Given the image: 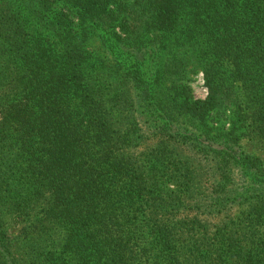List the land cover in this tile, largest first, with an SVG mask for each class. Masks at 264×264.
<instances>
[{
    "label": "trees",
    "instance_id": "1",
    "mask_svg": "<svg viewBox=\"0 0 264 264\" xmlns=\"http://www.w3.org/2000/svg\"><path fill=\"white\" fill-rule=\"evenodd\" d=\"M248 121L264 0H0V264H264Z\"/></svg>",
    "mask_w": 264,
    "mask_h": 264
},
{
    "label": "rangeland",
    "instance_id": "2",
    "mask_svg": "<svg viewBox=\"0 0 264 264\" xmlns=\"http://www.w3.org/2000/svg\"><path fill=\"white\" fill-rule=\"evenodd\" d=\"M189 84L192 87L193 96L195 98L204 99L207 96V90L203 80V73L201 71L192 75V79ZM240 132L242 133V145L246 152L254 157H260L264 161V141L259 133L255 130L253 125H251L250 121H248L245 126L242 127V129L240 128ZM158 141V139H153L151 141H148L147 143L142 144L138 149L140 151L145 150L146 148L148 149L150 148L149 146L152 147L153 145H156ZM249 209L250 206L248 204H244L239 207L229 209L224 212V214L217 217H206L201 214L196 215V212L193 211L188 215H179V218L184 217L185 219H212V223H221L226 219H230V217L234 218V216L242 215L243 213L249 211ZM14 219H18V217H15ZM22 225L23 224L14 229L11 228L13 235H19V230L22 228Z\"/></svg>",
    "mask_w": 264,
    "mask_h": 264
}]
</instances>
